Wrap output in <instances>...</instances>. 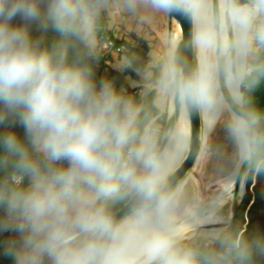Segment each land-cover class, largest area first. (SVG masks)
Wrapping results in <instances>:
<instances>
[{
	"label": "clouds",
	"instance_id": "1",
	"mask_svg": "<svg viewBox=\"0 0 264 264\" xmlns=\"http://www.w3.org/2000/svg\"><path fill=\"white\" fill-rule=\"evenodd\" d=\"M147 2L165 13L185 10L195 20L196 66L185 74L169 56L162 86L182 105L215 109L223 103L217 89L223 61L239 104L241 62L254 41L264 44V0H220L218 14L208 0ZM101 6V0H0V126L23 129L22 139L0 135V163L13 170L12 181L0 184L6 213L0 232L20 236L10 252L16 264L43 258L50 264H197V254L180 245L162 158L153 143L137 141L130 111L108 85L97 90L86 71L63 55L39 51L29 38L27 25L41 19L67 36L87 37ZM228 130L243 158L264 152V131L252 113L232 112ZM114 201L129 206L119 218L108 206Z\"/></svg>",
	"mask_w": 264,
	"mask_h": 264
},
{
	"label": "rangeland",
	"instance_id": "2",
	"mask_svg": "<svg viewBox=\"0 0 264 264\" xmlns=\"http://www.w3.org/2000/svg\"><path fill=\"white\" fill-rule=\"evenodd\" d=\"M247 2H249V0H247ZM97 18H103L107 28H109L114 35L127 39L131 45L138 47L139 50L144 53V55L141 56L130 49L126 50L124 54L114 55L108 59L109 62L114 64L108 65V69L112 68L123 71L128 66H131L132 63L129 60V54H132L138 62V64L134 66V70L138 75L137 79L139 84L135 87L138 88L141 93L125 94L123 98V103L125 105L142 104L146 98L147 92L149 90H156L155 104L161 112L167 113V119L165 124L155 123L154 120H152L147 126L146 140L154 145L160 140L157 148L158 151L162 145L163 137L168 134L167 125L170 119L168 113L174 97V94L170 90L162 86L163 67L167 62L165 37L168 36L169 39L175 36L176 38H180L179 26L176 21L168 19L167 13L151 8L147 0H136L134 6H129V0H103L101 8L93 18L91 32L87 37H84V42L90 48L91 53L98 38L96 27L101 26L98 24ZM46 21V19H41L40 21L28 24V33L37 30ZM14 23L19 24L20 22L15 21ZM36 42L37 40L33 43L35 44ZM263 53L264 45L254 41L251 50L247 56H245L246 66L244 77L251 72V70L262 64ZM64 56L65 58L72 57L73 50L70 47H66ZM160 62H162V65H160ZM100 66L101 62L98 61L97 70L100 69ZM176 100L177 97L174 104H176ZM179 113L180 109L177 111L176 107L173 115H177L176 117L178 118ZM225 115L228 117L227 114ZM226 116L221 118L208 135L206 156L200 169L196 172L192 170V173H190V175H192L191 178L188 177V179H186L185 188L178 200L179 208H184L194 198L197 186L204 187L208 183L228 175L234 169L238 160V147L234 138L229 133V122ZM249 175L250 172L248 174V179ZM246 194L247 185L245 196ZM245 196L243 200L241 199L235 204H239L237 213L245 200ZM233 211L234 208H232L230 215L228 214L229 219L226 223V229L219 238L215 240L210 236L187 235L181 239V247L192 250L197 254V258L199 259L214 260L217 263L229 260V258L223 254V251H216L215 242L227 237H233L238 229H245L246 223L242 224L240 221L236 223L235 227L231 228L236 217L233 218ZM254 242L258 243L256 249L257 260L264 263V236H260L258 239L249 236V239L247 238L246 240V243L253 244ZM237 245H239L238 240ZM4 250L5 247L3 243L0 242V253ZM228 251L231 250L227 248L226 252ZM234 257L237 258V256ZM48 264H50V262Z\"/></svg>",
	"mask_w": 264,
	"mask_h": 264
},
{
	"label": "trees",
	"instance_id": "3",
	"mask_svg": "<svg viewBox=\"0 0 264 264\" xmlns=\"http://www.w3.org/2000/svg\"><path fill=\"white\" fill-rule=\"evenodd\" d=\"M102 1L103 0H101V3ZM245 1L247 2V0ZM97 22L101 25L96 27L97 36H110L115 39L116 43L125 44L126 50L131 49L141 56L144 55L143 51L128 43L125 38L114 35L113 32L107 28L103 18H97ZM28 35L32 42L37 40L35 45L39 51L48 52L54 56H64L66 47H70L73 50V56L67 57L66 62L69 65L86 71L90 75L97 90L103 85H108L111 91L120 99L125 94L134 93L135 90L138 89L136 87L132 88L126 81L127 76H131L138 81V75L134 70V66H136L138 62L132 54L128 56L132 63L131 66H128L123 71H118L112 68L108 69V65H110L108 60L98 59L93 56L90 52V48L84 42V37L67 36L57 31L50 21L44 22L37 30L29 32ZM125 51L121 54H124ZM98 61L101 62L99 70H97ZM160 65H162V62H160ZM123 89H126L127 93H124ZM241 91L243 93L242 110L256 116L257 127L264 131V53L262 64L245 75L241 83ZM156 93V90H149L147 92L146 98L142 103L143 108L135 119L133 131L136 133L137 141L141 140L145 129L152 120H154L155 123L165 124L167 119V113L161 112L155 104ZM121 102L124 106L123 101ZM0 108H2V106H0ZM7 132H15L21 139L23 138V129L19 126H13L10 122H7V125L0 126V135ZM159 143L160 140H158L155 145L156 150ZM4 157L5 152L3 146L0 145V161H2ZM12 174L13 170L10 163H0V184H3V181ZM247 180V194L245 200L238 210L235 222L231 225V228H233L236 223L240 221L242 224L246 223L245 229H238L233 237H227L215 242L216 251H223V254L229 258V260L217 263L214 260L197 258V264H264L257 260L256 249L258 243H246L249 236L254 239L264 236V152L253 155L250 175ZM123 205L124 203L122 202L114 201L109 202L108 206L112 212H117ZM237 240L240 246L239 248L236 247ZM0 242H2L5 247V250L0 253V264H16L14 256L10 254L13 249L6 244L5 238L1 232ZM227 248L232 252H226ZM242 250L246 253L243 257L239 255ZM234 256H237V258Z\"/></svg>",
	"mask_w": 264,
	"mask_h": 264
},
{
	"label": "bare ground",
	"instance_id": "4",
	"mask_svg": "<svg viewBox=\"0 0 264 264\" xmlns=\"http://www.w3.org/2000/svg\"><path fill=\"white\" fill-rule=\"evenodd\" d=\"M219 5L220 0H208L209 9L213 14H218ZM228 33L230 36L232 35V29L230 26L228 27ZM165 44L168 60L169 56H173L174 52V47L170 43L168 36L165 37ZM198 55L199 53L196 49V63ZM241 63L243 64L244 75L245 58H243ZM217 89L219 95L222 97L223 103L217 106L215 109H204V122L209 134L221 120V118L226 116L225 114L228 115L229 118L227 116L226 117L229 122L232 112H236L234 108L240 106V103L237 104L233 102L231 94L232 90L230 89V87L228 93L229 99H227L223 95L219 86L218 74ZM175 99L176 96L174 95L170 105L172 114H174L175 111ZM189 131L190 127L187 111L185 106H183L180 111L176 126L170 133L166 147L161 156L164 167L166 169V175L177 168L185 159L189 147ZM206 149L207 148H205V151ZM205 156L206 152L201 156L196 167L193 169V172H196L200 169ZM250 168V157L243 158L238 150V160L234 169H231L232 172L218 180L208 183L204 187L197 186L194 198L184 208H179L178 200L185 188L187 180L184 181L182 185H180L177 189L171 192L174 194V205L172 209L173 223L175 227L182 230L181 239H183L187 235H202L219 238V236L225 230L226 223L229 219L232 208H234V205L237 201L241 199L243 200L245 196L246 182L248 179ZM191 176L192 175H189L190 178Z\"/></svg>",
	"mask_w": 264,
	"mask_h": 264
},
{
	"label": "water",
	"instance_id": "5",
	"mask_svg": "<svg viewBox=\"0 0 264 264\" xmlns=\"http://www.w3.org/2000/svg\"><path fill=\"white\" fill-rule=\"evenodd\" d=\"M241 2L247 3L245 0H241ZM167 16L169 20H173L177 22L180 30V38H176L175 36L169 39L170 43L174 47L173 56L176 58L178 65L182 68L183 72L185 74H188L196 66V61H195L196 48L192 42V34L195 30V20L192 17V15L186 12L185 10L173 11L171 13H167ZM244 68H245V64H244ZM243 79H244V75H243ZM218 80L223 95L227 99H229L228 98L229 85L226 80L223 61L220 62V66L218 70ZM237 91L241 95L242 99L240 102V106L235 107L234 109L236 112H240L243 111L242 110L243 93L241 91V84L237 89ZM175 105L176 106H174V108L177 107V111L178 109H180L181 111L182 107L185 106L189 121L190 133H189V147L185 159L177 168H175L169 174L166 175V190L169 192H173L180 185H182V183L186 181V179L189 177L191 171L196 167L201 156L206 152L205 148L207 146L208 135H209V132H207L204 122V109L193 108L188 105H182L179 102L178 98L176 100ZM168 115L170 117L167 125L168 134L164 136L162 139V145L158 150L160 156H162V153L169 139L170 133L175 128L178 120L176 115H173L171 113V110H169ZM253 155L249 156L251 160V164H252ZM238 206L239 204L235 205L234 207L233 218L236 216ZM128 207H129L128 205L124 204L120 210L113 213L117 216V218H119L128 211ZM49 262L50 261L47 258H43L40 261V264H48Z\"/></svg>",
	"mask_w": 264,
	"mask_h": 264
},
{
	"label": "built area",
	"instance_id": "6",
	"mask_svg": "<svg viewBox=\"0 0 264 264\" xmlns=\"http://www.w3.org/2000/svg\"><path fill=\"white\" fill-rule=\"evenodd\" d=\"M128 43L129 41L125 39ZM126 50V45L123 43H116L115 39L107 36V35H100L97 38L96 45L94 49L92 50L93 56H95L98 59H105L108 60L113 55H119L123 53ZM124 93H127L126 89H123ZM135 94L141 93L140 90L136 89ZM124 96L120 98L121 101H123ZM13 179V174L9 177H7L3 183L5 182H11ZM6 218L5 211L0 208V220H4ZM2 235L5 238L6 244L13 249V244H15L16 247H19L20 244V236L12 231L8 232H1ZM14 250V249H13Z\"/></svg>",
	"mask_w": 264,
	"mask_h": 264
},
{
	"label": "crops",
	"instance_id": "7",
	"mask_svg": "<svg viewBox=\"0 0 264 264\" xmlns=\"http://www.w3.org/2000/svg\"><path fill=\"white\" fill-rule=\"evenodd\" d=\"M263 45H264V44H263ZM113 56H114V55H113ZM109 64H110V65H114V64L111 63V62H109ZM126 81H127V83H128L132 88H135V86H136L137 84H139V81L133 79L131 76H127V77H126ZM123 102H124V101H123ZM124 107H126V108L130 111V113H131V117H132V128H134V122H135V119H136L138 113L142 110L143 105H142V104H135V105H134V104H132V105H130V104L125 105V104H124ZM146 134H147V128L145 129V131H144V133H143L141 139H145V140H146Z\"/></svg>",
	"mask_w": 264,
	"mask_h": 264
}]
</instances>
